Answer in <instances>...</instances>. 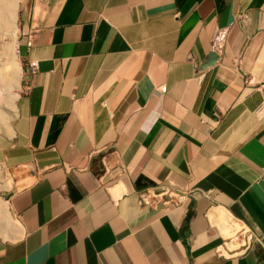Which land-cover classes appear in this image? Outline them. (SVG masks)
<instances>
[{"label":"crops","instance_id":"1","mask_svg":"<svg viewBox=\"0 0 264 264\" xmlns=\"http://www.w3.org/2000/svg\"><path fill=\"white\" fill-rule=\"evenodd\" d=\"M19 28L0 264H264V0H25ZM167 181L182 207L137 208Z\"/></svg>","mask_w":264,"mask_h":264},{"label":"built area","instance_id":"2","mask_svg":"<svg viewBox=\"0 0 264 264\" xmlns=\"http://www.w3.org/2000/svg\"><path fill=\"white\" fill-rule=\"evenodd\" d=\"M236 21L244 23L245 16L238 15L236 17ZM229 28L230 27L228 26L214 29L209 45L208 58L203 65H200V67L197 68L196 80L198 82H200V80L203 78L205 72L211 71L215 68H219L223 64L224 46L226 43ZM29 42L30 41H28L27 39V46L30 45ZM240 61V57H237L233 60V64L238 65ZM29 67L33 71L35 69L34 63H30ZM261 87L264 88V85H261L260 88ZM157 91L160 94H164L166 92V88L160 87L157 89ZM254 114L259 118L264 117V106L260 104L255 110ZM190 195L191 192H189L185 188L177 186L173 181H167L165 183H162L159 187L145 188L136 192V205L137 208L141 211L145 209H156L159 207L161 210L168 211L182 207ZM238 238H240L239 246L244 249H246L247 247L249 248L251 235L246 233L245 231H239L233 234L228 240L227 244H229L230 242H236ZM227 244H223L217 249L216 253L218 256L222 258L224 257L223 255L227 252ZM244 251L245 250L239 249L236 253H242Z\"/></svg>","mask_w":264,"mask_h":264},{"label":"bare ground","instance_id":"3","mask_svg":"<svg viewBox=\"0 0 264 264\" xmlns=\"http://www.w3.org/2000/svg\"><path fill=\"white\" fill-rule=\"evenodd\" d=\"M8 1V0H7ZM9 3V2H8ZM10 2L7 9V17L9 22L14 24V28L16 30V17H15V8L16 4L15 2ZM12 4V5H11ZM4 5V3H3ZM1 7V6H0ZM6 8V7H4ZM6 10V9H5ZM2 14V13H0ZM4 23V22H3ZM14 35V34H13ZM6 60L4 63V71L2 74H0V82L6 85V87H10L13 90H18L19 88V76H20V68L18 64V59L16 54L13 52L12 46L7 47L6 50ZM3 65V64H2ZM3 81V82H2ZM3 87V86H2ZM5 87V86H4ZM18 94L15 92L11 94L9 97H7V100L5 98L4 104H0V116L2 119L0 120V132L6 135H10L11 133V123L15 117L16 113V107H15V100L17 99ZM11 187V181L4 180L0 182V191L6 189H9ZM10 213H8L6 203L0 198V228H4L5 226H11L10 221Z\"/></svg>","mask_w":264,"mask_h":264},{"label":"rangeland","instance_id":"4","mask_svg":"<svg viewBox=\"0 0 264 264\" xmlns=\"http://www.w3.org/2000/svg\"><path fill=\"white\" fill-rule=\"evenodd\" d=\"M25 0H0V74L3 73L4 71V63L6 60V50L7 47L12 46L13 48V52L16 54L17 59H18V64H19V68H20V76H19V88L18 90H13L10 87H6V85L0 82V104H4V102L7 100V97H9L11 94L13 93H17L18 95L20 94V88H21V63H20V59H19V49H18V45H19V38H20V28H19V11L21 9L22 4L24 3ZM9 2V3H8ZM10 2H15L16 4V8H15V17H16V30L14 28V24H12L11 22H9L8 17L6 16L7 14V9L8 6L5 5H9ZM4 3V5H3ZM12 3V4H13ZM11 4V5H12ZM6 7V8H4ZM6 9V10H5ZM4 22V23H3ZM14 34V35H13ZM3 64V65H2ZM3 86V87H2ZM5 86V87H4ZM6 98V100H5ZM17 100V99H16ZM15 100V101H16ZM2 119V117L0 116V120ZM12 124V123H11ZM12 127V125H11ZM8 138L7 135L3 134L0 132V144L3 145V142L6 141V139ZM1 150H0V157H1ZM6 179H9L11 181V186H13V182H12V177L9 175V173H7L6 171H4V168L2 167V165L0 164V181H4ZM24 184V181L18 179L17 184H15L12 188V191L17 187L20 188L22 185ZM11 192V191H10ZM9 189H4L0 191V198L5 201L6 197L8 196V194L10 193ZM1 220V219H0Z\"/></svg>","mask_w":264,"mask_h":264}]
</instances>
